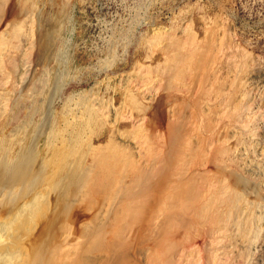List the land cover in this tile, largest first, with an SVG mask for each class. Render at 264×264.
I'll return each mask as SVG.
<instances>
[{"label": "rangeland", "instance_id": "1", "mask_svg": "<svg viewBox=\"0 0 264 264\" xmlns=\"http://www.w3.org/2000/svg\"><path fill=\"white\" fill-rule=\"evenodd\" d=\"M113 94L119 113L102 109ZM86 107L117 120L106 167L69 152L92 136ZM6 151L30 186H13ZM225 186L242 209L197 221L226 209ZM32 191L47 204L18 227L31 264L56 249L93 264H264V0H0V223Z\"/></svg>", "mask_w": 264, "mask_h": 264}, {"label": "bare ground", "instance_id": "2", "mask_svg": "<svg viewBox=\"0 0 264 264\" xmlns=\"http://www.w3.org/2000/svg\"><path fill=\"white\" fill-rule=\"evenodd\" d=\"M61 30H62V28H61ZM59 34H60V30H56L55 31V34H54V37H53V40H52V43L53 44L55 43V41L59 37ZM128 96H129V90H126V93L124 95V98L127 99ZM117 100H118L117 95L116 94H113V96L111 97V99L108 100L107 105L104 106V107H102V109L105 110L107 108L108 109H111L112 108V109H115V112L114 113H119L120 111L116 107V101ZM125 101L126 100H123L122 101L121 106L124 105ZM132 101H133V105H136L137 106V104H139V101H138V98L137 97H135V99H132ZM85 111L89 113V117L87 116L86 120H84L83 123H80V127L83 128V129L90 130L92 132V133H90L92 136H90V138H87L86 137V134H85V136H82L81 139L80 138L77 139L75 145H77L78 147L73 148L69 152H70V154H74L75 156L82 157V158H80L82 162L84 160V157L88 153H90L91 154V157L92 156H94V157L97 156L96 157L97 160H95L96 158H94V160L96 161L97 166L99 164V166L101 168L102 167H106L107 162H108V159H107L106 153H104V151H107L106 149H108V150H112L114 152H117V149L112 145L113 142H114L115 133L120 130L119 127H118V124H117V120H115V117L114 116H113L112 119L108 120V119L105 118V115L104 114L103 115H98V117H96L95 111H93L91 108H88V107L85 108ZM107 126H109L110 131H111V127H112V131L109 134V138L107 139V142L106 143H103V144H99V145H94L91 142L92 141L91 140L92 137H94V136L101 137V136L105 135L106 134V129L108 128ZM168 132L169 131H167V134H168ZM169 135L170 134H168V136ZM165 136H166V134H165ZM56 138H57L56 137V134L55 135L54 134L51 135V140L49 142V146L51 144L53 145L55 143L54 141L56 140ZM168 139H170V138H167V140ZM26 140H28V138ZM83 144H85L87 146V149L85 151L82 150L83 148L81 149V146ZM22 148H23V146H22ZM25 150L26 149L24 148V151ZM7 151L5 153V156L8 157V163H7V165L9 167V169H11V168L14 167L13 173L9 175V177L13 179L12 180L13 181L12 183H14L13 186L14 185L16 186L17 183H21L22 185H24V188H25V184H27V183L30 186L31 185V178L33 176L31 177V175H30V176H25V178H22V177H19V174H17L20 167L26 172L27 171L26 167H29V165H27L25 162L24 163L20 162V163H17L16 164L14 162L15 160H14V157H13V153L12 152L10 153V152H7ZM20 151H22V149ZM64 153H66V152H64ZM67 153H66V155H68ZM20 154L22 155V153H20ZM21 157L23 158V156H21ZM21 157L18 158V159L21 160L22 159ZM24 159H25V157H24ZM24 159H22V160L23 161H26ZM78 159H79V157H78ZM61 160H63V159L61 158L60 161ZM71 166H72V164H69L68 166H65L64 167V168H66V170L68 172V175L66 176L67 178H69V171L72 170L71 169ZM40 167H44V166L41 165ZM37 170H40V172H37V173H41V169H37ZM171 175L173 176V178L171 180L172 183L176 182L179 179V176H178V172L177 171H175L174 174H171ZM1 176L3 177V174ZM89 177L90 176L88 175L85 178V180L86 181L89 180ZM64 179L65 178L62 179V183L64 182ZM5 180H8V179H5ZM86 181L84 182V185L87 184ZM106 186L109 189H114L116 187V183L115 182H108V183H106ZM179 188H181V186L176 187L174 189L173 193H171V198H172V200L170 202L171 203V208L173 209L174 214H176V215H177V211H179V207L182 204H184V201L186 200V195H184L183 193H181V191L179 190ZM228 188H229V186H225L224 187V191L227 192L228 195L231 194L229 196L230 199L226 200V203H227L226 204L227 205L226 209H221L222 207L220 205H217L216 206V204L218 202H220V201H218V202L216 201L213 204H211V207L210 208H206V207L202 208L205 211L204 210H201V209L195 211L196 212L195 217H197L195 219H197V221H200V222H203L204 221L205 223H206V221H208L207 223L211 222L212 225H216V224H218L221 221H225L226 218L228 220L229 217H230V215H231V213L234 212L233 209H232V207L229 208V206H231V205L228 206V203L229 204H232V205L235 204L240 209H242L241 206L238 203V202H241V199H238L236 196H232V195L235 194V192L230 193V190H228ZM26 189L28 190L27 187H26ZM182 189H183V191L186 190L185 187H183ZM26 191H25V193H26ZM28 191H30V190H28ZM39 191H36V192L34 191V193L32 191L33 196L30 197V200H26V199L23 200V201L20 200V201H22V203L17 200L20 203V206H18V207H20V208H18L19 210L17 209L18 211L16 213L12 214V216L9 215V219H7L8 217L6 218L7 221L5 220V222L0 223V264H31L30 262L31 261H34V259L32 258V256L35 257L33 255V252L35 250H33L32 253H30V251H29V245H28L29 244L28 242H29V240H31V238L29 239L28 234H24V233L21 234V233H19L18 232V227L20 225L26 226V225L30 224L31 221H36L38 219L39 214L44 211V207L46 206L47 201L45 199V194L43 192L40 193ZM22 192H24V191H22ZM32 193H30V194H32ZM20 194L22 195V193H20ZM9 201H11V200H9ZM246 206L247 205H245V207ZM11 208H12V210L15 211V209L13 207H11ZM218 208H220V209H218ZM227 208H229V210ZM14 211H11L10 210V212H14ZM246 211H244V212H246ZM179 213L180 212H178V214ZM250 213H248V215H245V217L239 222L240 223V229L242 231H246L247 228H248V225H250L249 224L250 223L249 220H251V217H252V214H250ZM180 216L181 215H179V218H180ZM67 240H68V238L67 239H63L62 241H64L66 243ZM53 243H56V242L54 241ZM33 245H35V243ZM35 246H37V245H35ZM37 252H38V250H37ZM37 252H35V253H37ZM70 252H72V251H70ZM70 252L68 250L66 253H63L62 250L56 249L55 251L52 250V252H45L44 253V258H42V256H40V255L38 257L40 258V264H43V262H44V264H93L92 262L83 263V261H82V259L80 257L75 256V253H70Z\"/></svg>", "mask_w": 264, "mask_h": 264}]
</instances>
